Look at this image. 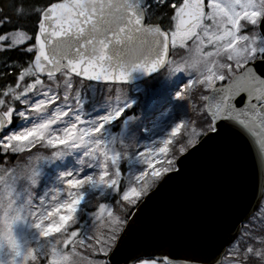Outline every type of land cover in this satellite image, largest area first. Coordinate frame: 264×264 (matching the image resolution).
<instances>
[{
  "label": "snow or ice",
  "instance_id": "obj_1",
  "mask_svg": "<svg viewBox=\"0 0 264 264\" xmlns=\"http://www.w3.org/2000/svg\"><path fill=\"white\" fill-rule=\"evenodd\" d=\"M2 9L0 0V190L9 198L6 214L0 204V264H264V211L225 253L195 239L166 240L151 252L125 250L140 222L134 214L182 176L222 125L250 137L264 166V35L258 30L264 0H12ZM164 69L187 78L176 99L192 115L147 146L105 140L106 126L131 108L121 84L133 72ZM81 77L108 87L110 110L87 121L80 114ZM14 117L30 126L9 132ZM73 148L84 149L96 174L65 173L66 198L56 191L38 204L30 196L21 204L17 189L36 184L39 162ZM130 161L139 168L121 166ZM86 187L99 197L87 233L76 219ZM28 217L37 238L22 244L13 226ZM174 251L183 259L170 258Z\"/></svg>",
  "mask_w": 264,
  "mask_h": 264
},
{
  "label": "water",
  "instance_id": "obj_2",
  "mask_svg": "<svg viewBox=\"0 0 264 264\" xmlns=\"http://www.w3.org/2000/svg\"><path fill=\"white\" fill-rule=\"evenodd\" d=\"M259 31L264 35V20ZM157 72H133L127 83ZM183 170L182 176L167 181L134 214L140 222L130 230L125 250L151 252L166 240L195 239L204 241L214 252L224 253L263 193L264 166L251 138L228 124L222 125L219 137L207 141L189 158ZM120 255L117 249L115 256ZM170 258L180 260L183 254L174 251Z\"/></svg>",
  "mask_w": 264,
  "mask_h": 264
},
{
  "label": "rangeland",
  "instance_id": "obj_3",
  "mask_svg": "<svg viewBox=\"0 0 264 264\" xmlns=\"http://www.w3.org/2000/svg\"><path fill=\"white\" fill-rule=\"evenodd\" d=\"M167 72V71H166ZM165 72V73H166ZM163 74L162 76H161V81H163L164 80V82H159L158 84H156L157 85V90H156V92L154 93V95H158V96H163V95H165V94H163V95H160V93H163L164 92V90L167 92L168 91V89H169V87L177 80V79H181V78H184L185 76L183 75V73H177V74H175V75H173V76H168V75H166V74ZM90 90V92H91V95H92V97H91V100H94L95 98V102H98V96L99 95H102V103H99V104H97V105H94V106H92V111H90L91 113L93 112V113H102L103 112V114L106 112V111H108V110H110V105L109 104H107L109 101H108V99H107V96H108V89H104V90H102V89H97V88H95V87H89L88 88V91ZM141 89H140V87L139 88H137V89H135L134 91H133V93H137V92H139ZM165 92V93H166ZM81 95L84 97V94L83 93H81ZM154 95H151V98H153V96ZM167 95H168V93H167ZM82 97V101H84V98ZM113 101H114V96H113ZM135 101V99L134 98H131V95H129V93H127L126 94V102L127 103H129V104H131V106L135 103L134 102ZM156 101L153 99V100H151L150 101V103H155ZM151 105V104H150ZM149 105V106H150ZM129 109V108H128ZM127 109V110H128ZM101 111V112H100ZM89 113V112H88ZM81 116H83V115H85L84 117H82L83 119H85L86 121L88 120V119H92L94 116H93V114H87V112L85 111V109H84V106L82 105V111H81ZM69 119H71V118H69ZM27 126H30V125H27ZM109 129H110V127H107L106 126V128H105V130H104V135H106V136H104V138H105V140H112L113 142H122V143H124V144H133V141H132V133H131V128L129 127V124H126L123 128H122V130H121V132H120V134L118 135V136H113V135H111V134H109ZM82 150V148L81 149H78V151H81ZM59 159H61L62 160V163L61 164H59V166H61L62 167V165H65V164H67V162H68V160L66 159V156H65V154L64 155H62V156H60L59 157ZM75 159V161L77 160V158H74ZM86 161V158L84 157L83 158V163ZM43 165L44 166H46V167H48V168H50V167H53V165H54V163H53V161L52 160H43L40 164H38V174H37V177H36V184H35V186L37 185V180L39 179V177L41 178L42 177V174H43V170L41 169V167H43ZM96 168H94L93 170H95ZM87 170V169H86ZM92 170V171H93ZM33 189L34 188H32L31 189V191H32V194H33V201H34V192H33ZM21 203H22V199H21V201H20ZM263 204H264V201H263ZM261 211H264V208H262L261 209ZM260 211V212H261ZM13 231H14V235L16 236V238L22 243V244H24V243H31L33 240H35V238L37 237V233H36V231L33 229V228H31V226H30V222L29 221H26V220H21V221H18L14 226H13Z\"/></svg>",
  "mask_w": 264,
  "mask_h": 264
},
{
  "label": "trees",
  "instance_id": "obj_4",
  "mask_svg": "<svg viewBox=\"0 0 264 264\" xmlns=\"http://www.w3.org/2000/svg\"><path fill=\"white\" fill-rule=\"evenodd\" d=\"M11 3H12V0H3V9L2 10H9V5ZM27 27L31 28V24H28ZM13 78H14V75H10L9 79H13ZM142 104H143V102H142ZM189 112L190 111H188V110H187V112L181 110V112H177L176 115H177V117H190L192 115V113L191 112L189 113ZM123 118L124 117H122L119 120V123L123 120ZM117 130H118V127L115 128V131H117ZM19 162H20L19 159L14 161V163H19ZM121 166L125 170H129V166L126 164V162H122ZM95 199H97V198H94V196L89 195L88 200H87V204L84 206L85 211L79 213L78 217L76 218L77 221L79 219L81 222H84V227H82V230L86 233L91 229V224H92L91 213H92V211L95 210V207L94 206L91 207V205ZM101 202H108V201H101Z\"/></svg>",
  "mask_w": 264,
  "mask_h": 264
},
{
  "label": "clouds",
  "instance_id": "obj_5",
  "mask_svg": "<svg viewBox=\"0 0 264 264\" xmlns=\"http://www.w3.org/2000/svg\"><path fill=\"white\" fill-rule=\"evenodd\" d=\"M34 187H35V184H26L22 188L17 189V191L21 195V199H22V203L20 202L21 204H23L29 198V196L33 199V194H32L31 189ZM0 204L3 205L4 214H6L7 209L9 207V198H8V193L6 190H0ZM28 220L29 222H31V217H28ZM4 227L5 225L3 222V214H0V230L4 229Z\"/></svg>",
  "mask_w": 264,
  "mask_h": 264
}]
</instances>
